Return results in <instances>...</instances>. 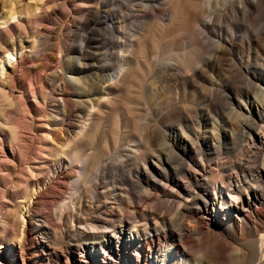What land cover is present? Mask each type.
<instances>
[{
	"label": "rangeland",
	"instance_id": "obj_1",
	"mask_svg": "<svg viewBox=\"0 0 264 264\" xmlns=\"http://www.w3.org/2000/svg\"><path fill=\"white\" fill-rule=\"evenodd\" d=\"M14 12L0 49L34 57L0 78V258L32 204L33 264H107L89 246L110 264H244L235 215L203 208L216 174L264 185V0H0ZM121 232L130 246L102 245Z\"/></svg>",
	"mask_w": 264,
	"mask_h": 264
},
{
	"label": "bare ground",
	"instance_id": "obj_2",
	"mask_svg": "<svg viewBox=\"0 0 264 264\" xmlns=\"http://www.w3.org/2000/svg\"><path fill=\"white\" fill-rule=\"evenodd\" d=\"M15 2H16V0H15ZM16 15H17L16 12H14V13H11L10 16H8V17L0 18V36L5 35V34L9 35V33H10L9 28L11 27V24L13 23V21L18 19V17H16ZM193 23H194V21H193ZM33 57H34L33 52L28 54L25 52V48L21 44H16L14 42H11L9 45L6 46V48L0 49V78L1 79H6V78L9 79L12 75H14V73H16V70L18 68L25 70L26 69V66H25L26 60L31 59ZM20 69H19V71H20ZM108 91H109V86L103 87L102 92L104 95H108ZM262 99L264 100V95L262 96ZM100 104H101V102H99L97 105H92L91 109L96 110ZM240 106H243V105H240ZM244 109H246V110L249 109L250 112L252 110L251 107L247 108V106H245ZM258 109H260L262 116L257 115L256 118L258 121H263L264 120V101L259 100ZM88 116H92L91 111L88 113ZM258 139L264 142L263 136H258ZM20 140H21V136H20V132H18L15 135V139H13V142H16L18 144L20 142ZM61 173H62V171L60 170L58 175ZM217 175L218 174L213 176V179L210 182H208V184L211 185L210 187L214 191V194L208 195L209 200L206 201V204L203 208L204 211L206 213H209V214L212 213L214 215L215 220H216V215L220 212L224 213V215H228L230 212H232L235 215L236 220H231L232 225H231L229 232H230L231 236H233L234 238H236L240 242V246H241L240 251H241V254H242V257L244 260V264H264V234L262 233V230L264 228V212L262 210V208H264V185H257V186L249 185L246 187V186H244V183L237 182V184H235V185L231 184V185H228L225 187L224 185H222L223 180H224L222 177H219L220 178L219 181H215V179L217 178ZM263 176L264 175L261 174V177L264 179ZM53 179H54V176L51 177L50 181H52ZM254 187H256L257 189H254ZM77 191H78V189H77ZM216 193L218 194L219 197L217 196ZM197 197H199V196H197ZM34 199H35L34 200V204H35L36 197ZM80 202H82V201L80 200ZM27 203H28V200H27ZM69 204H70V202H69ZM31 205L30 204L27 205L25 216H24L22 222H20V219H19V217H20L19 211L18 212L15 211V213H13V215H14L13 227H18L17 226L18 223L22 224V228H23L22 235H21L22 239H21V241L18 240L19 233H17V236H16L17 238L15 240L14 239L11 240L12 243L17 244L16 248L14 250H11V252H9L5 256V259L2 257L0 258L1 264H12V263L13 264H27V263L33 264L32 260L30 259V252H31L30 244L36 243V236L35 235L32 236L33 235L32 226L34 223L32 216H36V209H34ZM60 205L61 204H59V206ZM72 205H73V203H72ZM23 206H24V204H23ZM61 206H64V204ZM75 207H76V205H75ZM80 209H81V207H80ZM249 209H252V210H249ZM55 210H58V209H55ZM73 210H75V209L73 208ZM72 212H74V211H72ZM76 214H77V212H76ZM8 215L10 216L11 214L9 213ZM62 215H65V213H63ZM121 215H123V214H121ZM129 215L130 214H128V216ZM133 218L135 220V217H133ZM62 219H63V216H62ZM3 222L7 226L10 225L8 218H6V220ZM214 222H216V221H214ZM73 223L74 222L72 221V224ZM197 224L199 225V230L197 232H194V233H191V231L186 228V226H185L186 224L185 225H184V223L181 224L177 229V231H178L177 234L174 235L175 238H177L178 240H180V242H182V241L188 239V237L191 236L192 234L206 233L204 231V229L207 228L208 226H210V224L208 222L206 224L202 219H200ZM94 228H91V229H94ZM189 228H190V226H189ZM56 230H54V231L56 232ZM208 233H210V232H208ZM115 234H114V236H115ZM157 236L156 237H153V236L149 237L151 245H153L155 243V241L157 240L156 239ZM127 237H128V234H125L123 232H121L120 238L113 237V236L109 235V236L103 238L102 245L107 246V247L108 246L113 247L114 245H116L119 248L120 247V240L123 239L125 241V244L130 246V244L132 243V240H130V239L125 240ZM130 237H132V236H129V238ZM142 240L145 241L146 238L141 239L139 234H136V236L133 239V241L138 242V243H140ZM145 242L147 243V241H145ZM87 245H89V244H87ZM89 247L91 248V251L94 254L103 256V257H101V259H103V261H105L107 264H110L111 259L108 258V253H107L106 248H99V249L95 250L94 246H89ZM0 253L3 254L4 252L2 250H0ZM55 257L60 258V256L58 254L55 255ZM108 260H109V262H108Z\"/></svg>",
	"mask_w": 264,
	"mask_h": 264
}]
</instances>
